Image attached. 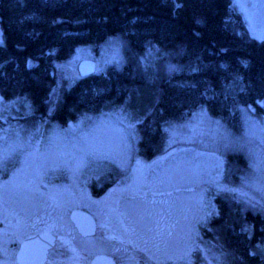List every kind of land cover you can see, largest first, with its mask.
I'll return each instance as SVG.
<instances>
[{
    "label": "rangeland",
    "instance_id": "1",
    "mask_svg": "<svg viewBox=\"0 0 264 264\" xmlns=\"http://www.w3.org/2000/svg\"><path fill=\"white\" fill-rule=\"evenodd\" d=\"M231 1L249 34L262 39L264 0ZM124 47L122 36L111 34L56 61L49 111L81 76L79 60H95L96 71L120 68ZM163 54L147 48L142 67L175 69L169 55L162 62ZM237 108V129L206 104L164 123L159 153L145 157L138 154V111L127 102L62 124L49 116L20 119L30 111L28 102L0 94V264H15L26 231L21 223L36 218L47 220L42 227L57 236L46 264H85L101 252L117 264H189L197 257L229 264L201 234L217 212V194L264 215V113L253 104ZM92 182L104 187L97 192ZM73 208L94 216V234L77 231L69 216Z\"/></svg>",
    "mask_w": 264,
    "mask_h": 264
},
{
    "label": "trees",
    "instance_id": "2",
    "mask_svg": "<svg viewBox=\"0 0 264 264\" xmlns=\"http://www.w3.org/2000/svg\"><path fill=\"white\" fill-rule=\"evenodd\" d=\"M0 32V94L28 102L20 119L65 124L127 102L140 118L138 154L152 157L163 144V124L200 104L236 129L238 103L264 113V39L249 34L231 0H0ZM111 34L125 42L123 66L80 76L49 111L55 62ZM149 47L178 66L144 69ZM95 184L97 192L104 187ZM215 199L217 212L201 234L229 264H264V215L227 194ZM189 264L209 263L197 257Z\"/></svg>",
    "mask_w": 264,
    "mask_h": 264
},
{
    "label": "water",
    "instance_id": "3",
    "mask_svg": "<svg viewBox=\"0 0 264 264\" xmlns=\"http://www.w3.org/2000/svg\"><path fill=\"white\" fill-rule=\"evenodd\" d=\"M95 68V60L89 58L81 59L77 64L81 76L94 72ZM69 216L81 235L95 233L96 220L90 212L82 208H73ZM53 243V235L47 232L26 236L20 242L16 253L18 264H43L47 250ZM86 264H117V262L112 255L101 252L94 254Z\"/></svg>",
    "mask_w": 264,
    "mask_h": 264
},
{
    "label": "flooded vegetation",
    "instance_id": "4",
    "mask_svg": "<svg viewBox=\"0 0 264 264\" xmlns=\"http://www.w3.org/2000/svg\"><path fill=\"white\" fill-rule=\"evenodd\" d=\"M37 216V215H36ZM41 216V215H40ZM47 221V220H46ZM45 221V219L43 218L42 220L39 218H36V220H35V222L33 223L32 221H29V224L30 225H27V222H24V223H21L22 224V226H24L23 227V229L25 228V232H24V234L21 236V241L26 237V236H28V235H31V234H35V233H44V232H47V233H50L51 235H53V237H54V243H53V245L52 246H54L55 245V243H56V241H57V236H56V234H52V232L49 230L50 228L49 227H42V225H45L47 222ZM44 223V224H43ZM47 225V224H46ZM28 226H30L31 228H30V230H27L29 227ZM20 241V242H21ZM20 245V244H19ZM52 246H50L49 248H48V250H47V253H46V259H45V261H44V263L43 264H46L47 262H48V259H49V252H50V250H51V247ZM19 247V246H18ZM17 250H18V248H17ZM17 250H16V252H15V264H18V261H17V256H16V253H17ZM88 262V261H87ZM86 262V263H87ZM85 263V264H86Z\"/></svg>",
    "mask_w": 264,
    "mask_h": 264
},
{
    "label": "snow or ice",
    "instance_id": "5",
    "mask_svg": "<svg viewBox=\"0 0 264 264\" xmlns=\"http://www.w3.org/2000/svg\"><path fill=\"white\" fill-rule=\"evenodd\" d=\"M262 39H264V37H262Z\"/></svg>",
    "mask_w": 264,
    "mask_h": 264
}]
</instances>
